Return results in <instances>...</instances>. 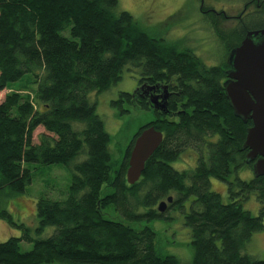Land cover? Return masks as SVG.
<instances>
[{"label":"trees","instance_id":"trees-1","mask_svg":"<svg viewBox=\"0 0 264 264\" xmlns=\"http://www.w3.org/2000/svg\"><path fill=\"white\" fill-rule=\"evenodd\" d=\"M258 3L264 8V0ZM118 5L119 0H0V91L26 79L35 87L34 100L13 91L0 103V194L26 193L31 163L74 166L66 199L39 198L34 230L0 209V218L22 231L0 242V264H182L158 249L151 226L134 227L104 211L113 206L130 220L166 218L165 211L183 209L191 197L185 224L192 232V264H264V258L244 252L253 234L264 230V175L239 176L242 169L254 170L249 149H243L253 120L234 113L224 88L232 50L248 31L264 26L242 23L230 32L216 26L226 60L208 65L191 48L150 35ZM127 65L141 69L139 87L112 103L121 114L131 112L126 103L151 111L154 119L133 133L115 163L111 135L89 94L118 82ZM166 87L163 108L143 96L145 88L154 93ZM39 126L53 135L44 133L34 143ZM149 126L164 138L131 185V150ZM189 147L199 152L196 167L176 169L173 162ZM211 178L227 182L230 202L211 190ZM172 192L176 197L159 212ZM252 194L260 203L258 215L243 207ZM48 227L53 233L42 237ZM23 242L33 247L24 250Z\"/></svg>","mask_w":264,"mask_h":264},{"label":"rangeland","instance_id":"rangeland-1","mask_svg":"<svg viewBox=\"0 0 264 264\" xmlns=\"http://www.w3.org/2000/svg\"><path fill=\"white\" fill-rule=\"evenodd\" d=\"M247 1L119 0L118 10L129 11L150 35L164 38L179 49L191 48L206 64L219 65L226 60L227 47L216 26L226 32H230L236 27H242L244 25L242 23L251 26H264V9L256 3L249 7L247 15L242 20L236 17L243 13ZM202 5L206 7L207 11L202 10ZM250 11L252 14H249ZM220 12H225L234 18L224 19L219 14ZM216 21L218 25L215 24ZM140 77V68L127 65L118 82L102 92L89 94V99L96 103V112L104 120L106 129L111 135L110 150L112 161L115 163L122 159L133 133L141 125L154 119V114L151 111H144L126 103L125 106L131 112L121 114L120 110L112 103L113 100L119 98L121 92H134L139 87ZM34 88V85L30 84L27 79L15 82L0 91V103L7 94L13 91L29 94L30 98L34 100ZM44 133L53 135L44 126H39L33 133V142L40 143L41 135ZM198 157V150L189 147L173 162V166L178 170L194 169L198 163ZM84 158L85 155L75 162ZM30 167L33 172V180L26 193L13 194L9 190H5L0 194V209H7L15 221L23 222L34 230L38 225L37 202L39 198L46 196L51 199H66L74 166L31 163ZM239 176L242 179H250L254 176V170L242 169L239 171ZM211 190L219 192L224 202L231 201L227 182L211 178ZM170 195L174 200L176 193L172 192ZM192 200V197L187 199L183 209L175 207L169 211L166 208L165 212L168 215L166 218L147 219L144 217L139 220H130L116 212L113 206L108 207L104 212L107 217L119 219L134 227L151 226L157 233L156 244L162 253L176 255L182 264H192L194 257V248L191 243L192 232L185 224V216L190 211ZM243 207L254 215H258L260 212V203L254 194L243 202ZM141 211L144 212L146 209ZM53 231L54 227H48L42 237L52 234ZM21 234L22 231L18 227L11 225L6 219L0 218V242L12 236L20 237ZM22 245L24 250H30L33 247L32 243L27 242H23ZM244 252L264 258V230L253 234ZM49 264L62 263L55 261Z\"/></svg>","mask_w":264,"mask_h":264},{"label":"water","instance_id":"water-1","mask_svg":"<svg viewBox=\"0 0 264 264\" xmlns=\"http://www.w3.org/2000/svg\"><path fill=\"white\" fill-rule=\"evenodd\" d=\"M231 68L228 70L224 88L234 113L243 120L252 119L243 149L247 148V162L255 160V176L264 175V28L247 32L241 44L230 55ZM167 93L152 99L155 107H165ZM165 100V102H164ZM164 133L154 126L145 128L135 139L126 171L127 182L131 185L140 180L147 160L160 146ZM169 196L158 205L159 212H164Z\"/></svg>","mask_w":264,"mask_h":264},{"label":"flooded vegetation","instance_id":"flooded-vegetation-1","mask_svg":"<svg viewBox=\"0 0 264 264\" xmlns=\"http://www.w3.org/2000/svg\"><path fill=\"white\" fill-rule=\"evenodd\" d=\"M256 1H257L256 4H258V5L261 7V5L258 3L260 0H256ZM253 3H254V0H248V1L246 2V4H245V9H244L243 13L237 15L236 17H237L238 19H243V18L247 15L248 10H249V7H250ZM263 9H264V8H263ZM249 14H252V11H250ZM232 17L234 18V16H232ZM145 86H147V85H145ZM169 91H170V90L167 89V87H166V88H157V89H156V92L154 91V93H153V91H152V93H151V91H149L148 88H145V90L143 91V96L146 97V99H148V100L150 101V103H151L152 106H154V104H153V102H152V99L155 98L156 96H159V100H158V101H161V99H162V94H164V93H167V94H168V93H170ZM168 96H169V94H168ZM168 98H169V97H167V99H166V103H167V101H168ZM164 102H165V100H164ZM258 157H259V156H258ZM258 157H257L255 160H257ZM255 160L252 161L253 164H254Z\"/></svg>","mask_w":264,"mask_h":264}]
</instances>
